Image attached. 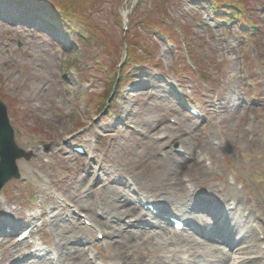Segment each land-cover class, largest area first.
Listing matches in <instances>:
<instances>
[{"label": "rangeland", "instance_id": "1", "mask_svg": "<svg viewBox=\"0 0 264 264\" xmlns=\"http://www.w3.org/2000/svg\"><path fill=\"white\" fill-rule=\"evenodd\" d=\"M230 1L0 0V100L17 145L30 154L16 161L20 176L0 190V264H54L57 257L38 254L50 253L63 233L78 235L71 245L96 264H121L113 242L97 239L82 222L89 215L67 199L62 203L69 207L60 210L57 198L80 183L91 189L83 199L91 208L102 193L97 174L119 190L129 184L124 195L139 201L127 173L140 174L145 189V178L155 187L166 163L159 161L164 148L184 163L176 175L187 178L190 152L194 161L207 159L203 172L189 174L192 189L205 197L200 205L211 210L204 201L229 192L264 212V184L256 176L264 175V0ZM235 4L243 12L231 17L229 6ZM131 48L140 56H130ZM79 144L83 153L75 149ZM53 206L58 216L69 215V224L53 216ZM162 210L180 215L174 206ZM232 211L217 234L225 248L234 242L232 227L237 231L246 219ZM121 218L123 226L132 223ZM158 220L142 225L148 229ZM159 221L176 232L166 218ZM259 225L264 230V220ZM8 226L13 232L7 233ZM29 226L38 229L30 237H37L43 252L26 239L15 242L17 232ZM145 251L134 254L142 264H162L155 252ZM182 258L168 264H182Z\"/></svg>", "mask_w": 264, "mask_h": 264}, {"label": "bare ground", "instance_id": "2", "mask_svg": "<svg viewBox=\"0 0 264 264\" xmlns=\"http://www.w3.org/2000/svg\"><path fill=\"white\" fill-rule=\"evenodd\" d=\"M163 126L164 127L159 126L160 128L158 127L154 130L158 132L166 128L165 125ZM133 131L138 132L136 128H134ZM146 135L151 136V133H146ZM159 146L166 147V143H161ZM182 147L186 151H183V154L187 155V152L190 151H188L187 147L183 145ZM59 149L61 151V148ZM164 151L163 153V150H161L162 156H165V158L159 161L166 163L163 164L164 166L157 172L160 182L156 183L155 187H150L148 180L145 178L147 190L142 184L143 180L140 174H136V176L127 173L132 184L130 186H133L137 190L138 196H141L140 199L142 200V196H149L152 198V200H145L144 202L155 203L156 209L159 210V212L155 213L156 216L152 217L145 210H140V201L133 198L129 201V197L124 195V189L128 187L129 184L123 185V189L119 190L114 186L105 185L102 180H99L97 174L95 178H97L100 183H98L96 188L102 189V193L99 192L101 197L96 203H93L91 208H89L90 205H87V203L83 201L86 191L91 189L89 186L84 187L80 183L75 185L74 190H68L67 196L63 195L57 198V207L60 210H65L66 207L68 208L70 203H62L64 199H67L71 202L72 208L75 207L89 215L86 216L90 222L96 225L98 229H102L101 232L104 233L103 237H107L113 242L115 255L122 260L120 262L121 264H142V257H139V255L137 257L134 256V254L139 251H145L142 249V246L148 249L144 252L147 255L149 254V250L155 252V254L153 253L154 257H160L162 264H168L172 258L180 259L181 255L183 256L182 264H186V261H184L186 259H191L187 264H264V247L262 246V242H264L262 241V238H264V230L259 225V223L264 220V212H260L259 208L250 204L248 199H242L239 195L229 192L226 196H222L221 200L213 199V202L205 200L204 202H208L212 205L211 210L204 203H201V206L198 201L200 198L205 197L199 195L196 189H192L189 174L197 173L199 175L200 172H203L207 168L204 162L207 159L200 158L194 161L195 152H190L185 157L187 160H190V163L193 162L187 169L189 172L187 178L182 175V173L176 175L177 169H181L184 165V163L180 162L179 158H177L178 155L173 152L168 154L165 148ZM151 161L154 162L155 158L151 159ZM258 173L259 174H256L258 180L264 184V175L261 172ZM106 180L108 181V178ZM44 185L46 189H50L46 180H44ZM82 189H84V191H82ZM97 192L98 190L93 191V194ZM229 201H232V207H229ZM163 205L174 206L176 211L180 213V217L188 219L187 221L192 222L194 227H198L197 232H202L201 237L191 232L190 229L189 232L174 233L168 229L166 224H159L155 227L151 226L148 229L144 228L146 227L142 225L144 223L150 226V218L158 217L159 220L163 221V218H165V212L162 210ZM200 209H202V211H200ZM52 210V212L55 213V206L52 207ZM231 210L242 212L246 219H241V225L237 223L239 224V226L237 225V231L234 230L236 228L235 225L232 227L230 234L232 233L231 238L232 240L234 239V243L225 248L222 245L220 246L221 242L217 238V234L223 230L221 223L223 219H232L230 214H233L234 211L231 212ZM253 210L256 211L255 215L252 212ZM203 211H205V214L201 213ZM66 215V218L65 215L62 217L65 218L68 223L69 215ZM97 215L100 216V218H98ZM123 215L130 217L132 223L124 226L120 224L119 219L122 221L123 219L121 217ZM53 216L58 217L63 223V218L58 216V213H55ZM209 216L212 221L208 220ZM248 220H251L252 223L246 226ZM253 222H255V224ZM11 228L14 229L13 226ZM152 228H154V230ZM34 229L38 230L35 227ZM71 234L72 233L64 235L63 233L59 240L54 239L51 252H45L46 260H48V257L51 255L53 259L57 257V262L54 264H96L95 260H92L90 256L86 254L88 257H84L79 248L71 245L79 241L78 235L75 234L70 236ZM36 241H38V239ZM135 242H138V244ZM12 244H10L11 247ZM35 245H38V243L34 242L32 244L33 247ZM33 250L37 251L36 248ZM191 250L194 259H192L188 253ZM49 263V261H45V264Z\"/></svg>", "mask_w": 264, "mask_h": 264}, {"label": "water", "instance_id": "3", "mask_svg": "<svg viewBox=\"0 0 264 264\" xmlns=\"http://www.w3.org/2000/svg\"><path fill=\"white\" fill-rule=\"evenodd\" d=\"M20 157H27V153L16 145L7 108L0 100V189L6 181L19 177L16 160Z\"/></svg>", "mask_w": 264, "mask_h": 264}, {"label": "trees", "instance_id": "4", "mask_svg": "<svg viewBox=\"0 0 264 264\" xmlns=\"http://www.w3.org/2000/svg\"><path fill=\"white\" fill-rule=\"evenodd\" d=\"M130 47H133V46H130ZM130 56H132V57H139L140 55H137V54H135V52H134V50H133V48H131L130 50H129V53H128ZM129 56V57H130ZM134 60H136V59H134Z\"/></svg>", "mask_w": 264, "mask_h": 264}]
</instances>
